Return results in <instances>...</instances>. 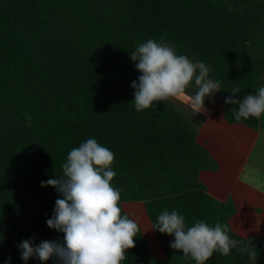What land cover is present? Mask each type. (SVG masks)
Segmentation results:
<instances>
[{
	"label": "trees",
	"instance_id": "trees-1",
	"mask_svg": "<svg viewBox=\"0 0 264 264\" xmlns=\"http://www.w3.org/2000/svg\"><path fill=\"white\" fill-rule=\"evenodd\" d=\"M149 38L205 63L228 123L264 128V115L236 121V106L224 103L264 85V0H0V264H24L22 239H62L46 224L58 193L40 182L61 175L69 150L89 137L115 154L120 206L141 201L151 225L164 208L188 224L228 225L234 208L197 178L215 162L192 124L170 99L134 109L139 72L129 55ZM228 228L247 252H215L207 264H264V241ZM153 231L164 257L153 256L140 230L121 264H195L169 247L173 237Z\"/></svg>",
	"mask_w": 264,
	"mask_h": 264
},
{
	"label": "clouds",
	"instance_id": "clouds-1",
	"mask_svg": "<svg viewBox=\"0 0 264 264\" xmlns=\"http://www.w3.org/2000/svg\"><path fill=\"white\" fill-rule=\"evenodd\" d=\"M129 58L139 72L130 83L134 109L138 112L155 109V102L184 94L191 86L188 110L193 116L205 110L206 97L211 98L222 89L219 81L209 77L203 61L178 54L168 42L149 38L137 44ZM228 91L241 93L238 87ZM224 103L236 106L231 109L236 121L260 118L264 115V85L242 97L226 96ZM25 119L30 123V114ZM114 156L110 148L89 137L69 150L61 175L40 182L42 187L53 186L58 193L46 224L63 233V237L39 243L34 237L22 239L17 247L24 264L29 258L41 262L52 258L53 264H121L127 259L126 249L135 246L134 237L140 228L136 219L122 211V190L111 183L116 175L112 168ZM151 229L173 237L169 247L180 250L195 264H207L215 252L227 255L239 244L229 235L227 224H210L203 219L188 224L175 208L161 210Z\"/></svg>",
	"mask_w": 264,
	"mask_h": 264
},
{
	"label": "crops",
	"instance_id": "crops-1",
	"mask_svg": "<svg viewBox=\"0 0 264 264\" xmlns=\"http://www.w3.org/2000/svg\"><path fill=\"white\" fill-rule=\"evenodd\" d=\"M192 91L190 86L186 93L169 99L194 127L196 143L215 162L214 169L199 170L197 178L208 195L218 201H228L234 208L227 222L235 235L241 238L254 236L264 241V189L261 186L262 181H255L252 176L254 169L259 168L257 170L260 171L263 168L250 162L256 147L260 145L264 148V128L252 129L241 123H228L218 91L211 98H205L204 111L192 116L188 110L189 93ZM246 167L251 168V171L247 175L248 179H243ZM121 205L124 212V205H130L134 218L140 221L144 219L142 214H145V208L142 202H123ZM131 213L127 214L133 217ZM145 216L147 217L146 214ZM147 220L149 221L148 217ZM155 246L158 254L156 256L164 257L163 248L160 250L161 245L155 243Z\"/></svg>",
	"mask_w": 264,
	"mask_h": 264
},
{
	"label": "rangeland",
	"instance_id": "rangeland-1",
	"mask_svg": "<svg viewBox=\"0 0 264 264\" xmlns=\"http://www.w3.org/2000/svg\"><path fill=\"white\" fill-rule=\"evenodd\" d=\"M264 148L263 147H261L260 145H259V147H256V149L254 150V152L252 153V156H251V158H250V162H252V163H254V164H256V165H258V166H260V167H262L263 169H260V171L259 170H257V169H259V168H257L256 170L254 169V174H252V176H254V180L255 181H262V184H261V186L263 187V189H264V183H263V180H264ZM251 168H249V167H246V169H244V175H242V177H243V179L245 178V179H248V177H247V175H249V172L251 171L250 170ZM253 170V169H252ZM138 202V201H137ZM139 202H141V201H139ZM122 206V205H121ZM124 210H125V212H127V213H131V210H133V209H131L130 210V208H131V206L130 205H124ZM134 210H136V208H134ZM145 214H146V212H145ZM145 214H142V215H144L143 217H144V219L142 220V221H140V220H138V218H134V216L132 215V213H131V215L133 216V217H131V218H133V219H136L137 221H138V223H139V228H140V230H141V232H142V234H143V236H144V238H145V240H146V244L148 245V247H149V249H150V251H151V253L153 254V256L154 257H156V258H160V257H157L156 255H158L157 254V252L156 251H154L153 249H152V247H151V245H149V243L147 242L148 241V233H147V231H148V229L146 230V226H144V225H147V226H149V233L150 234H152L153 235V237H154V239H155V243L158 245V246H160L161 244H159L160 242H158L159 240H156L157 239V237L155 236V234H154V231H153V229H151V226H150V224L151 223H149L150 221H148L147 220V217L145 216ZM160 250H162V246H160Z\"/></svg>",
	"mask_w": 264,
	"mask_h": 264
},
{
	"label": "bare ground",
	"instance_id": "bare-ground-1",
	"mask_svg": "<svg viewBox=\"0 0 264 264\" xmlns=\"http://www.w3.org/2000/svg\"><path fill=\"white\" fill-rule=\"evenodd\" d=\"M144 226H146L147 228H146V230L148 229V231H147V233H148V242L150 243V245H151V247H152V249L154 250V251H156L155 250V239H154V237H153V235L152 234H150L149 233V226H147V225H144ZM157 248H159V247H157Z\"/></svg>",
	"mask_w": 264,
	"mask_h": 264
}]
</instances>
